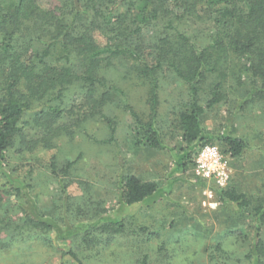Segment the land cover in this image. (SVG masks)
<instances>
[{
  "label": "rangeland",
  "instance_id": "rangeland-1",
  "mask_svg": "<svg viewBox=\"0 0 264 264\" xmlns=\"http://www.w3.org/2000/svg\"><path fill=\"white\" fill-rule=\"evenodd\" d=\"M39 2L44 9L61 12L67 0ZM202 17H188L179 27L199 47L211 43L217 31L210 15ZM158 29L146 30L139 45L150 64L156 63L162 46L155 42ZM96 39L103 40L98 32ZM215 60L218 72L208 75L202 89L208 93L212 84L223 79L224 100L206 110L202 126L215 137L246 141L249 148L243 157L225 155L230 180L223 188L247 194V208L240 211L235 204H220L216 191L223 188L194 173V163L189 161H194L200 146L188 148L174 124L175 115L189 99L183 81L169 69L157 74L155 124L164 146L157 151L136 144V122L130 112L144 123L152 121L147 80L130 59L116 68L104 63L98 75L106 84L98 85L92 100L79 78L66 89L46 88L33 96L25 117V139L16 140L0 170V198L5 199L1 208L14 218L26 211L51 228L4 234L0 264H142L145 259L146 264H254L255 255H249L257 225L264 243V223H257L254 211L264 207V95L252 93L251 78L242 69L247 63L243 57L224 47L215 52L211 61ZM60 68L64 70L63 63ZM8 74L0 69V85H5ZM20 88L27 90L25 83ZM60 90L61 99L47 103ZM206 98L202 94L203 104ZM44 104L63 111L48 147L38 142L45 126L34 119ZM212 144L223 147L219 140ZM126 175L156 182L158 192L127 206L119 189ZM14 186L21 188L20 196ZM119 223L123 228L115 233Z\"/></svg>",
  "mask_w": 264,
  "mask_h": 264
},
{
  "label": "trees",
  "instance_id": "trees-1",
  "mask_svg": "<svg viewBox=\"0 0 264 264\" xmlns=\"http://www.w3.org/2000/svg\"><path fill=\"white\" fill-rule=\"evenodd\" d=\"M57 11L44 9L39 0H0V69L9 73L5 85H0V170L5 168L16 140L19 137L25 139V117L36 93L46 88V91L56 87L66 89L79 78L88 87V96L92 100L96 89L106 84L98 75L102 65L107 63L116 68L128 59L135 61V69L151 89L152 121L144 123L130 111L136 122L138 146L157 151L164 149L155 124L159 106L157 74L169 69L183 81L189 94L188 101L182 104L174 119L184 144L188 148L200 146L201 149L219 140L224 155L233 159L245 155L249 147L244 139L225 135L215 137L202 126L206 110L224 100L223 79L212 84L208 93L202 88L206 86L208 75L218 72L216 60L211 61L213 55L228 47L247 62L242 69L251 78L252 93L264 95V0H67L61 12ZM205 15H210L217 31L211 43L199 47L181 33L179 27L188 17L201 19ZM158 27L160 36H156L155 42L162 46L156 53V63L150 64L141 55L139 45L146 30ZM97 32L103 40L96 39ZM62 63L64 70L60 68ZM23 83L27 90L20 88ZM202 94L207 97L204 104ZM62 95L63 90L58 91L47 103L60 100ZM46 104L34 119L45 126L44 137L38 142L48 147L52 145L55 125L63 111ZM70 168L71 164L64 171ZM51 169L53 174L58 173L55 163L51 164ZM3 176L7 177L5 172ZM13 189L16 196L22 194L21 188L14 186ZM119 189L124 203L133 206L153 197L158 192V184L126 175L120 179ZM216 195L220 204H235L240 211L250 205L247 194L238 193L229 186L218 189ZM4 203L5 199L1 197L0 238L13 231L51 228L49 223L34 219L26 211L22 217L17 215L15 218L8 211L3 214L5 210L1 206ZM254 211L257 223H264V207H256ZM260 226L256 227V242L249 255L250 258L255 255L254 264H264ZM117 227L115 233L122 230L123 224L119 223ZM217 246L221 248L220 244ZM71 255L79 261L76 255ZM142 264H146V259Z\"/></svg>",
  "mask_w": 264,
  "mask_h": 264
},
{
  "label": "built area",
  "instance_id": "built-area-1",
  "mask_svg": "<svg viewBox=\"0 0 264 264\" xmlns=\"http://www.w3.org/2000/svg\"><path fill=\"white\" fill-rule=\"evenodd\" d=\"M194 173L202 180L223 188L230 180V162L217 145H206L196 154Z\"/></svg>",
  "mask_w": 264,
  "mask_h": 264
}]
</instances>
